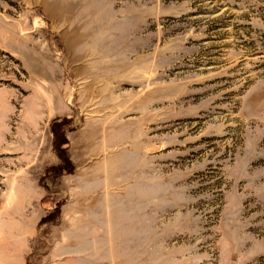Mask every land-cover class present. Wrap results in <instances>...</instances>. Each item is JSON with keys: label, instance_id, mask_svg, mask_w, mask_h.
Masks as SVG:
<instances>
[{"label": "rangeland", "instance_id": "374dc122", "mask_svg": "<svg viewBox=\"0 0 264 264\" xmlns=\"http://www.w3.org/2000/svg\"><path fill=\"white\" fill-rule=\"evenodd\" d=\"M0 264H264V0H0Z\"/></svg>", "mask_w": 264, "mask_h": 264}, {"label": "trees", "instance_id": "16d2710c", "mask_svg": "<svg viewBox=\"0 0 264 264\" xmlns=\"http://www.w3.org/2000/svg\"><path fill=\"white\" fill-rule=\"evenodd\" d=\"M63 144H66V142H64ZM55 151V148H52ZM60 161L61 163L58 166V170L55 171V177L57 178L60 174H63L65 172H69L70 170L66 169V163H68L67 159L65 158L64 155H60Z\"/></svg>", "mask_w": 264, "mask_h": 264}]
</instances>
